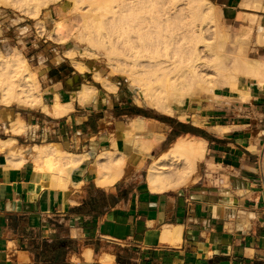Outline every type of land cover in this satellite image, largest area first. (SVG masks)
<instances>
[{
  "label": "crops",
  "instance_id": "1",
  "mask_svg": "<svg viewBox=\"0 0 264 264\" xmlns=\"http://www.w3.org/2000/svg\"><path fill=\"white\" fill-rule=\"evenodd\" d=\"M213 1L232 14L238 33L253 27L252 57L264 60V44L256 43L264 11L242 6L244 0ZM249 13L257 15L254 24ZM2 34L0 43L6 44ZM21 50L37 76L43 105L54 107L58 97V103L73 107L55 116L42 107L0 105V140L55 145L89 157L76 169L63 166L56 173L44 160L11 158L0 147V264H264L262 85L239 77L237 85L249 91L250 99L242 102L229 89L202 116L203 125L153 113L159 120L135 114V108H143L128 101L120 83L109 92L87 79L64 49ZM83 85L97 92L86 104L76 97ZM135 118L146 120L162 139L143 159L130 152L114 185H97V157L113 152L114 141L124 143L121 131ZM18 123L24 130L15 134L11 128ZM179 123L203 130L207 138L188 133L172 139V132L183 130ZM186 136L205 142L200 177L175 190H149V166Z\"/></svg>",
  "mask_w": 264,
  "mask_h": 264
},
{
  "label": "bare ground",
  "instance_id": "2",
  "mask_svg": "<svg viewBox=\"0 0 264 264\" xmlns=\"http://www.w3.org/2000/svg\"><path fill=\"white\" fill-rule=\"evenodd\" d=\"M60 1L63 0H0V7H13L18 3L19 8L29 16L37 18L43 8ZM65 1L69 5L66 14L79 12L82 25L76 28V36L79 42L84 43L66 49V57L73 60L81 74H84L86 67L75 60L78 51L79 55L93 59L104 57L112 69L110 73L125 77L129 86L135 89L138 106L146 105L159 113L177 116L181 121H186L187 114L179 113L176 108L182 107L188 99H194L196 90L218 88L216 84H219L221 77L216 82V75L223 77L224 80L221 79L220 82L223 81L224 87H228L233 95H239L242 102L250 99V93L238 87L239 77H246L264 87V60L247 56L244 59L237 58L231 70H228L227 65L221 64L225 55L221 53V41H217L218 31L213 26L214 5L209 0ZM261 2L244 0L242 6L264 11ZM184 14H188L186 19L182 18ZM256 17L257 15L249 13V23L254 24ZM53 22L54 30L49 37L59 35L58 28L63 25L60 20ZM43 24L40 25L42 31L45 30ZM252 30L253 27L244 26L242 36L246 39ZM209 32L213 33L212 40L206 36ZM257 34L256 43L263 45L264 26L259 25ZM245 39L242 38L241 41ZM58 40L61 41L62 37ZM93 75L95 81L106 90L116 92L117 85L113 81L101 76L98 71ZM39 88L37 76L30 70L29 63L21 52L0 54V105L42 107L46 113L55 116L67 114L72 109L71 103H58V97L54 107L47 108L43 105ZM95 93L97 92L93 86L83 85L76 97L80 104H86L91 102ZM194 123L201 124V121ZM19 124L12 126L13 133L18 134L24 130V126ZM226 129L216 128L221 132ZM121 133L125 138L124 143L114 141V151L101 153L94 163L98 174L95 183L99 186L114 185L123 175L130 152L143 159L163 137L153 133L148 122L142 118L132 119ZM122 144L125 149L121 148ZM0 147L8 150L11 158L19 157L23 161L28 159L25 156H29L36 161L44 160L49 171L56 173L62 172L63 166L76 169L83 159L89 157L61 151L55 145L15 146V140L12 139L0 140ZM205 151L203 140L192 136L177 139L168 152L149 166L146 176L149 190L166 192L195 182L198 163L204 159Z\"/></svg>",
  "mask_w": 264,
  "mask_h": 264
},
{
  "label": "rangeland",
  "instance_id": "3",
  "mask_svg": "<svg viewBox=\"0 0 264 264\" xmlns=\"http://www.w3.org/2000/svg\"><path fill=\"white\" fill-rule=\"evenodd\" d=\"M209 1H211V3L214 5L215 22L213 23V26H214V29H216V32L218 31L217 35H218L219 40L217 41H221V45L223 47L221 53L224 54L225 57H227V58L223 57L221 59V64L223 66L227 65L228 67L227 66L226 67L228 68V70H231L235 66V61L237 58L244 59L246 58V56L247 58H253L252 57L253 49H250L251 34L249 36L250 38L247 37L246 39L245 37L242 36L244 26L241 28L242 33H240L241 32L240 31L238 34V25L233 23L232 14L229 13L226 8L222 7L221 5L214 2L213 0H209ZM17 4L18 3L13 5V7L11 6L0 7V32L2 31L3 33L1 40H5L6 38V41H7L6 44H4V42L0 43V54L2 53L6 54L8 52L19 51L21 52L22 55H24L21 49H42L48 46L56 47L57 49L66 50L68 48H74L76 44L81 43L79 42L76 36L78 33V30L76 28L81 27L80 25H82L81 24L82 20L79 19L80 18V15H78L79 12L77 13L74 12V14L71 12L72 14L69 13L70 16L66 14L67 13L66 11L69 5L66 4L65 0L60 1L56 4H52L47 8H43L42 11L40 12L39 17L37 18H33L29 16L24 10H22V8H19ZM51 11H54V13H51V16H48V13ZM187 15L188 14L182 15V18L186 19ZM247 17L249 18V14H247ZM54 20H60L61 23L63 21V25L60 24L62 27L60 26L57 31V33L60 36L55 35L54 37H49V34L54 30V22H53ZM40 21H42L41 23L45 24V25L43 24L44 29H45L44 31H42V28H41L42 25ZM255 22H256V19L254 23ZM60 28H63V29H60ZM5 29H6V32H4ZM238 35L239 36L241 35V36L238 37ZM206 36L209 40H212L213 33L209 32L207 33ZM61 37H62V40H64L65 42L67 41V42L63 43L62 40L59 41L58 38L61 39ZM74 38L77 40L75 41ZM242 38H244L245 40L241 41ZM81 44H84V43H81ZM4 45H5V48L3 47ZM77 51L78 50H76V52ZM78 52L75 57V60L81 62V64H83V66L86 67L84 69V73L87 76V79H89L90 81L96 82L93 74L95 71H98L101 74V76L106 77L113 82L120 83L122 89L126 93H128L127 94L128 101L131 104H133L135 107L137 106L136 101H135V98H136L135 89L129 86V84L126 82L125 77L118 75V74L113 75V73H110L112 72V69L107 65L104 57L100 56L98 59H93L88 56H81L79 55ZM30 70L32 71L31 68ZM216 76H215L216 82L219 77H221V79L223 78L222 76H219V75H216ZM220 80H219V84L218 85L216 84L217 87L219 86L218 88L214 90L213 89H209V90L202 89L200 91L196 90L194 99H188L182 107H180L179 109L176 108V110L179 113L183 111L186 112L188 119L183 122L192 124V122L199 121L200 119L202 121L201 125L204 124L203 123L204 119L202 118V116L205 113H208V111L212 109L215 103H219L221 99H223L222 93H224V95L229 94V88L226 86L224 87L222 83L223 81L220 82ZM209 93H212V94H209ZM139 107L143 108L145 111L155 113V114H160L155 109H152L149 106L142 105ZM175 119H177V117H175ZM204 161H205V158L198 163L199 169H198L197 178L200 177L201 175ZM210 169H214V168L210 167ZM191 183L193 182H190L188 184L190 185Z\"/></svg>",
  "mask_w": 264,
  "mask_h": 264
},
{
  "label": "trees",
  "instance_id": "4",
  "mask_svg": "<svg viewBox=\"0 0 264 264\" xmlns=\"http://www.w3.org/2000/svg\"><path fill=\"white\" fill-rule=\"evenodd\" d=\"M135 114L137 115H142V116H145V117H152V118H157V119H161L162 117L161 116H156L154 115L153 113L151 112H147L143 109H139V108H135ZM180 125L183 126V130L180 131V132H177V133H173L172 132V135H171V138L172 139H175L181 135H184V134H192V135H196V136H200V137H203V138H207V134L203 131V130H200V129H197L195 127H193L192 125H186V124H183V123H179Z\"/></svg>",
  "mask_w": 264,
  "mask_h": 264
}]
</instances>
